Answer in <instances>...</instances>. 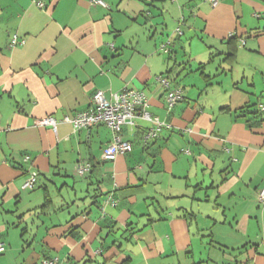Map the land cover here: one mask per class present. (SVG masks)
I'll list each match as a JSON object with an SVG mask.
<instances>
[{"label":"crops","instance_id":"0c3cea01","mask_svg":"<svg viewBox=\"0 0 264 264\" xmlns=\"http://www.w3.org/2000/svg\"><path fill=\"white\" fill-rule=\"evenodd\" d=\"M104 1L0 0V264H264V0ZM125 88L165 123L148 147L142 119L112 161L104 123L37 124Z\"/></svg>","mask_w":264,"mask_h":264},{"label":"built area","instance_id":"2783aa9c","mask_svg":"<svg viewBox=\"0 0 264 264\" xmlns=\"http://www.w3.org/2000/svg\"><path fill=\"white\" fill-rule=\"evenodd\" d=\"M213 6L217 5L219 0H205ZM41 6V2H38ZM92 5H102L109 7V4L104 0H91ZM183 20L181 22V25ZM177 34L182 33L181 26L175 30ZM24 40H20L17 35H13L10 42V47L13 48L17 44H22ZM173 41L168 38L160 45V50L170 54L172 51ZM158 81L166 88V103L168 108L174 107L178 102L184 99L183 90L178 86H172L168 77L160 75ZM264 111V103L259 105ZM137 119L148 121L152 124L145 129L143 134V142H148L158 136L159 130L165 125L158 116L153 115L149 110V99L143 90L135 88H125L122 91L112 93L111 99L105 95V91L98 89L91 97V104L85 111L74 113L73 115L66 114L61 120H58L52 115L46 116L37 121V124L51 126L53 130H57L60 122L70 123L75 130L81 128H91L100 123L106 124L113 132V137L104 149V157L106 160H115L119 155L130 152L133 149L132 142L124 138L122 130L124 125L136 126ZM142 126V125H140ZM24 161L30 160L29 156H24ZM93 164L85 160L76 165V171L80 176H86L92 170ZM39 178V171L30 169L23 182V188L27 190L35 189ZM258 200L264 205V184L258 191ZM117 204L112 196H108L105 204ZM104 210V206L102 207ZM6 250V244L0 240V253ZM41 264H59V258H45Z\"/></svg>","mask_w":264,"mask_h":264},{"label":"trees","instance_id":"16d2710c","mask_svg":"<svg viewBox=\"0 0 264 264\" xmlns=\"http://www.w3.org/2000/svg\"><path fill=\"white\" fill-rule=\"evenodd\" d=\"M260 104H262V103H260ZM260 104H258V106H255V105H253V106L256 107V108H255V107H254V108H255V110H256L257 113H264V111H262V110L260 109V107H259ZM253 106H251V107H253ZM257 107H258L259 109H258ZM147 128H149V127H147ZM145 129H146V128H144V132H143V134L145 133ZM158 133H159V132H158ZM148 143H149V141H148V142H145L144 145H145L146 147H148ZM132 150H133V149H132ZM132 150H131V151H132ZM127 153H128V152H127ZM93 168H94V165L92 166V170H93ZM92 170L90 171V173L92 172ZM27 173H28V171H27ZM90 173H89V174H90ZM39 175H40V173H39ZM109 196H110V195H109ZM112 197H113V196H112ZM107 198H108V195H107L106 199H107ZM106 199H105V200H106ZM263 206H264V205H263Z\"/></svg>","mask_w":264,"mask_h":264},{"label":"rangeland","instance_id":"374dc122","mask_svg":"<svg viewBox=\"0 0 264 264\" xmlns=\"http://www.w3.org/2000/svg\"><path fill=\"white\" fill-rule=\"evenodd\" d=\"M76 177V176H75ZM77 178V177H76ZM78 179V178H77Z\"/></svg>","mask_w":264,"mask_h":264}]
</instances>
